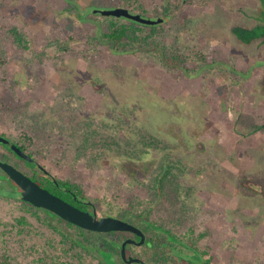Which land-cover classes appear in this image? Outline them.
<instances>
[{
	"label": "rangeland",
	"instance_id": "1",
	"mask_svg": "<svg viewBox=\"0 0 264 264\" xmlns=\"http://www.w3.org/2000/svg\"><path fill=\"white\" fill-rule=\"evenodd\" d=\"M255 2L0 0V134L79 184L98 217L146 214L215 264H264V39L246 44L233 33L250 23L244 16L255 13ZM115 7L153 19L169 9L167 44L203 50L216 63L191 56L186 73L167 69L153 52L117 54L93 42L89 13ZM11 26L26 45L9 35ZM86 120L97 145L108 148L102 156L80 155L72 141L70 125ZM115 133H132L140 156L110 150ZM168 153L177 191L155 184ZM2 154L27 171L0 145ZM22 213L17 200L0 197V240L14 260L82 264L60 243L45 251L30 214L35 233L16 235L11 224Z\"/></svg>",
	"mask_w": 264,
	"mask_h": 264
},
{
	"label": "trees",
	"instance_id": "2",
	"mask_svg": "<svg viewBox=\"0 0 264 264\" xmlns=\"http://www.w3.org/2000/svg\"><path fill=\"white\" fill-rule=\"evenodd\" d=\"M126 1L129 5H132L130 4L131 0ZM255 1L253 11L255 13H247V16H244L250 23L248 25L245 24V29H239L233 32L239 41L246 44L258 38L263 37L264 39V0ZM169 15L170 10L166 8V11L163 12L164 21L155 25H146L125 17L106 16L93 12L89 13L85 21H89L94 25L93 34L91 36L94 38L93 42L97 40L101 43H107L111 50L117 54L137 53L141 51L153 52L158 61L167 69L180 70L186 73L190 72L188 64L191 56H195L199 62L207 63V65L215 64L216 61H212L210 56L203 50H190L189 54H186L178 50L174 44H167L165 40L166 31L163 25L165 23V16ZM98 18L99 20L97 21ZM159 18H161V16H159ZM147 27L150 28V31H146ZM6 29L17 43L22 46L26 45L24 34L21 32L20 28L11 26L6 27ZM93 42L91 43L93 44ZM92 123L93 122L87 120L83 121L81 126L85 125V127L79 126V128L70 125V135L72 141L77 144L80 155L102 156L108 148H106V146L99 147L97 145L98 143L95 142L94 138L97 131ZM13 142L34 159L26 160L15 154L18 160L25 163L27 171L24 172L26 174L41 186L49 189L54 194L64 198L79 208L91 210L92 204L85 202L88 198L85 196V192L79 184L69 180H63L53 174H48L47 172L49 170L47 171L35 152L29 151L26 145L18 141L13 140ZM111 143L110 150L117 149L118 155L140 156L141 149L138 148L137 141L134 140L132 133H115L112 135ZM2 145L7 148L10 153H13V150L8 144ZM166 156L167 157H164V159L160 161L156 172L155 184L160 188H163L164 185L167 184L168 186L174 187L173 189L177 191L179 189V184L175 183L177 175L174 174V167L170 160L171 155L168 153ZM8 157V154H2L0 155V160H7ZM16 166L19 168L18 164H16ZM0 181V197L14 198L20 203L21 209L24 211V213L16 216L14 222L11 224V226L17 230L16 235L20 236L22 233L32 235L35 233L37 227L38 232L36 233H42L41 236L44 240L43 248H47L46 244L53 248L55 243H60L61 249L64 248L69 260H77L83 264L84 260L93 257L98 259V264H127L124 262L121 255V245L125 238L123 236L124 232H97L87 230L64 220L48 209L34 206L22 198L20 187L1 168ZM5 187L9 189H5ZM28 214L37 219L38 225L36 227H34L30 219L31 217H29ZM121 215L126 219L130 218V220L136 221V223L138 222L137 218H141L132 211L123 212ZM148 226L155 229L158 228V226H153L151 223L148 224ZM8 231L9 229L7 228L2 233H7ZM46 231H49L48 236H45L47 234ZM167 233L165 234L168 235ZM4 242H6V240H0V264H22L20 259L14 260L9 250L2 246ZM158 249V251H160V248ZM45 251L47 250L45 249ZM128 251L132 252V254L135 253L130 246L128 247ZM46 259L45 256L39 257L38 264H57L55 259H53L52 262H47ZM162 259H166V257ZM65 264H72V261L66 262ZM178 264L184 263L180 262Z\"/></svg>",
	"mask_w": 264,
	"mask_h": 264
},
{
	"label": "water",
	"instance_id": "3",
	"mask_svg": "<svg viewBox=\"0 0 264 264\" xmlns=\"http://www.w3.org/2000/svg\"><path fill=\"white\" fill-rule=\"evenodd\" d=\"M93 13H100L106 16L125 17L146 25H155L162 23L164 18L153 19L145 17L140 13H134L126 7H115L111 9H93ZM0 143L10 144L11 149L21 158L26 160H34L22 148L16 144L10 143L9 140L0 135ZM0 168L9 175V177L20 187L22 198L33 204L36 207H41L52 211L66 221L78 225L84 229L109 232V231H130L141 236L142 243L145 240L143 231L136 225L114 216H105L98 218L96 212L84 210L64 198L54 194L49 189L41 186L33 178H31L24 171L17 168L15 165L0 160ZM133 242L132 239H127L122 243L121 255L122 258L128 262H139L140 259L136 257H128L126 246ZM202 264H210L203 262Z\"/></svg>",
	"mask_w": 264,
	"mask_h": 264
},
{
	"label": "flooded vegetation",
	"instance_id": "4",
	"mask_svg": "<svg viewBox=\"0 0 264 264\" xmlns=\"http://www.w3.org/2000/svg\"><path fill=\"white\" fill-rule=\"evenodd\" d=\"M0 135L6 137L10 143L14 144L13 140H11V138L9 136L2 134V133ZM2 144H4V143H0V145H2ZM8 145L10 146V144H8ZM6 150H7V148H6ZM8 153H10V152L8 151ZM15 154L16 153L13 151V153H11L10 156H13L15 159L18 160V158ZM2 161H6V162L13 164L9 160V158H7V160H2ZM13 165H15V164H13ZM47 173L52 174L49 171ZM62 188L65 190H68L65 187H62ZM158 188H159V190L163 189L160 187H158ZM83 202H84V200H83ZM85 202L91 203L92 208L90 211L92 213L95 212L94 204L92 203V201H90L88 199ZM138 215L141 218H137V220H138L137 223H136V221L130 220V218L129 219L124 218L123 215L114 216V217L124 219V220L138 226L143 231V233L145 235V240L142 243H139L141 241V236H139L138 234H136L134 232H130V231H116V232H124L123 236L125 238L122 241V243L124 241H126L127 239L133 240V242L128 243L126 246L127 256L128 257H136V258L140 259L139 262H132V263H128L123 259L125 263H127V264H176L177 263L178 264L180 262H183L184 264H202L203 262H208L210 264H215L214 260H212L211 258L203 257L200 253H198L197 251L192 249L187 243L182 241L178 237V235L173 233L171 230H169L168 228H165L164 226H162L160 224H157L156 222L151 221L149 219L148 215H146V214H138ZM97 217H98V215H97ZM98 218H101V217H98ZM150 223L153 226L154 225L158 226V228L155 229V228L149 227L148 224H150ZM159 228H161V229H159ZM109 232H112V231H109ZM162 233H164V234H162ZM165 233H167L168 235H166ZM128 245L130 247H132V250H134L135 253L132 254V252L128 251V247H129ZM156 246H158V247H156ZM121 247H122V245H121ZM158 248H160V251H158L159 250ZM173 252H175L177 256H179L178 255L179 252H181V253L185 252L184 254H185V257L187 259L186 262L181 261L180 256H179V259H178V257H174L172 255ZM165 257H166V259H162Z\"/></svg>",
	"mask_w": 264,
	"mask_h": 264
}]
</instances>
